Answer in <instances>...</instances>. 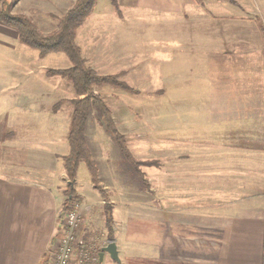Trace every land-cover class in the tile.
I'll return each instance as SVG.
<instances>
[{
    "label": "rangeland",
    "instance_id": "374dc122",
    "mask_svg": "<svg viewBox=\"0 0 264 264\" xmlns=\"http://www.w3.org/2000/svg\"><path fill=\"white\" fill-rule=\"evenodd\" d=\"M75 3L76 0H0V14L23 16L35 26L37 34L49 36L58 30L60 19ZM164 3L166 0H147L142 4L137 0H117L116 10L111 0H97L92 16L76 32V43L86 65L126 87L104 84L94 86V90L104 97L114 125L136 163L126 159L102 117L93 110L85 137L98 169V182L92 181L86 163L81 162L73 185L79 203L72 210L81 216L77 234L81 237L84 230L89 231V246L95 254L107 237V212L112 220L113 214L117 220L142 217L147 226L156 219L162 221L164 230L166 156L177 147L173 141L184 132L185 123L194 124L204 115L208 120L213 115L225 116L221 110H189L190 105L207 107L212 103L219 109L233 105L230 95L220 89L207 102L203 89L206 82L192 80L197 68H202L203 78L206 73H211L214 80L221 78V88L253 90L251 98L245 93L237 105L251 100L255 115L261 108L257 91L264 90V0H190L189 4L186 0L182 11L173 12ZM11 34L19 40L18 31L0 21V41L15 43L13 50L0 44V64L10 67V60L14 58L16 62L22 53L29 62L24 65L23 78L9 80L8 90L4 91L24 95L31 111L23 114L24 126L30 136H36V131L44 130L36 119L37 108L40 119L45 121L51 120L55 112L60 116L57 119L71 120L70 100L75 98V89L67 78L57 74L70 68L71 63L63 53L42 57L37 50L14 41ZM209 58L212 65L195 63ZM13 68L20 73L21 68L15 63ZM7 101L5 94L0 112L7 107ZM238 115L246 117L249 113ZM205 125L203 128L212 127ZM258 165L260 168V164L254 168ZM63 167L65 170L64 160ZM65 173L67 176L66 170ZM70 183L67 176L62 185L65 201L72 189ZM68 211L61 213L60 233ZM113 224L114 221L112 227Z\"/></svg>",
    "mask_w": 264,
    "mask_h": 264
},
{
    "label": "crops",
    "instance_id": "0c3cea01",
    "mask_svg": "<svg viewBox=\"0 0 264 264\" xmlns=\"http://www.w3.org/2000/svg\"><path fill=\"white\" fill-rule=\"evenodd\" d=\"M142 1L147 0H137ZM185 3L166 0L162 5L173 12L182 11ZM9 36L19 42L17 35ZM0 44L15 49V43ZM17 59L10 60V67L0 64V101L5 94L6 101L9 98L0 112V264H47L60 234L67 177L63 157L70 151L71 120L57 119L54 111L45 121L37 108L36 119L44 130L36 136L26 132L23 114L31 112L28 102L18 92L4 91L9 80L24 76L28 57L22 53ZM195 63L212 65L213 60ZM202 71L197 68L192 80L206 82L207 102L223 90L235 104L225 109L212 103L190 105L189 110H221L225 116L208 120L204 115L194 124L185 123L173 141L177 147L166 156L164 230L156 219L147 226L142 217L117 220L113 214L122 264H264V90L257 91L261 108L255 115L251 100L242 106L236 102L245 93L251 98L253 90L221 88V78L214 80L211 73L203 78ZM246 111V117L236 116ZM205 124L212 127L203 128ZM257 164L260 168H254ZM89 235L84 230L81 237L90 243ZM110 241L107 233L100 249ZM100 264L115 263L105 253Z\"/></svg>",
    "mask_w": 264,
    "mask_h": 264
},
{
    "label": "trees",
    "instance_id": "16d2710c",
    "mask_svg": "<svg viewBox=\"0 0 264 264\" xmlns=\"http://www.w3.org/2000/svg\"><path fill=\"white\" fill-rule=\"evenodd\" d=\"M96 3L97 0H76L75 5L60 19L58 30L49 36L37 34L35 26L23 16H11L6 13L0 14V21L2 23L18 31L19 41L23 45L37 50L42 57L51 53H63L71 63L70 68L57 72L58 75L67 78L75 89V98L70 100L73 105L68 133L70 151L63 158L65 170L71 181L72 189L63 205V210H72L78 206L77 203H79V200H77L73 185L81 162L86 163L92 181L94 183L98 182V169L92 158L85 137L88 118L93 110L97 111L102 117L106 130L113 134L126 159L133 165H136V163H133L134 160L131 154L127 151L123 137L114 125L111 111L106 105L104 97L100 94H95L94 90V86L104 84L117 85L123 89H126V87L117 82L115 78L100 76L88 67L82 56L81 48L76 43L77 29L92 15ZM111 3L117 10V0H111ZM112 221L110 212H107L105 226L108 231L109 240L114 239ZM83 240L88 244L85 239ZM97 252L100 254L101 249Z\"/></svg>",
    "mask_w": 264,
    "mask_h": 264
},
{
    "label": "built area",
    "instance_id": "2783aa9c",
    "mask_svg": "<svg viewBox=\"0 0 264 264\" xmlns=\"http://www.w3.org/2000/svg\"><path fill=\"white\" fill-rule=\"evenodd\" d=\"M81 216L76 210L68 211L62 221V233L57 236L49 256V264H97L98 254L78 233Z\"/></svg>",
    "mask_w": 264,
    "mask_h": 264
},
{
    "label": "water",
    "instance_id": "95a60500",
    "mask_svg": "<svg viewBox=\"0 0 264 264\" xmlns=\"http://www.w3.org/2000/svg\"><path fill=\"white\" fill-rule=\"evenodd\" d=\"M105 253L109 254L110 258L114 262H116L117 264L121 263L120 258H119V254H118L117 244H116L115 240H111L107 246L102 248V250L99 254L101 263L103 261V257H104Z\"/></svg>",
    "mask_w": 264,
    "mask_h": 264
}]
</instances>
